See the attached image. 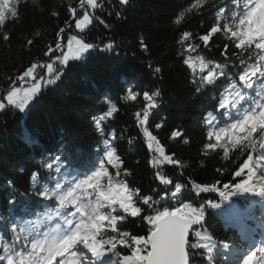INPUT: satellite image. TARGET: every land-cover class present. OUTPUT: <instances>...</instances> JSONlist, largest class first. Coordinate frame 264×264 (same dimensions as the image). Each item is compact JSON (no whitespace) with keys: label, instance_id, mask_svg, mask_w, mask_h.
I'll list each match as a JSON object with an SVG mask.
<instances>
[{"label":"trees","instance_id":"trees-1","mask_svg":"<svg viewBox=\"0 0 264 264\" xmlns=\"http://www.w3.org/2000/svg\"><path fill=\"white\" fill-rule=\"evenodd\" d=\"M83 2L10 0L17 16L6 14L0 25V102L5 103L0 110V255L12 253L17 263L20 255L24 264H44L43 255L32 253L31 242L49 240L55 226L66 227L64 213L73 209L60 206L55 195L47 199L41 194L65 193L92 177L105 189L109 179L113 185L126 184L142 209L136 217L118 204L100 209L117 218L116 232L104 222L97 236L115 237V249L104 245L103 260L111 257L122 264L120 258L136 247L119 244L122 232L129 238L146 237L148 215L183 208L190 218H199L187 245L189 264H239L236 258L264 239V196L239 193L234 185L252 173L245 170L237 177L235 172L254 160L264 177V129L247 138L237 132L236 140L230 134H221L219 141L215 137L221 127L230 130L217 105L231 101L241 89L242 71L264 68L257 58L260 50L237 48V38L226 30H240L247 0H96L95 8ZM85 14L91 24L81 32L75 23ZM213 27L220 31L212 33ZM204 35H209L207 42ZM72 36L94 47L83 62L62 66L61 52ZM49 63L55 82L26 111L7 105V94L19 86L23 74ZM210 70L216 75L208 84L204 78ZM241 90L246 100H264L258 82ZM145 93L157 107L149 109L142 124ZM113 107L116 111L107 117ZM109 148L115 149L113 163L106 158ZM98 170L108 175L93 177ZM159 177L171 183L165 185ZM225 184L232 187L225 189ZM74 194L95 200L97 189L82 185ZM144 198H149L147 205ZM76 248L81 249H75L80 264H100L89 250Z\"/></svg>","mask_w":264,"mask_h":264},{"label":"snow or ice","instance_id":"snow-or-ice-1","mask_svg":"<svg viewBox=\"0 0 264 264\" xmlns=\"http://www.w3.org/2000/svg\"><path fill=\"white\" fill-rule=\"evenodd\" d=\"M122 3H127V0H121ZM10 0H0V25L5 23L6 14L10 13L12 17L17 16V11L14 6H9ZM88 4L93 8L96 7V0H88ZM74 11V10H73ZM241 18L239 19V31H233L230 27L226 30L231 32L233 37H236L238 43L237 48H244L245 46L251 48L254 46L256 50H260L258 60L264 62V0H247L246 6L240 12ZM75 18V17H74ZM91 24V19L88 14H85L82 19H79L75 23V28L83 32L85 28ZM63 31V30H62ZM220 31L219 27H213L212 33ZM7 38V37H5ZM202 39L207 42L209 35H204ZM93 44L85 42L83 39H77L76 36H72L67 41V54H62V66H67L69 61H80L83 62L87 59L86 54L93 49ZM108 49L112 48V45H107ZM56 50H61L60 45H57ZM104 50V49H101ZM51 53H46L50 55ZM206 65L202 63L201 70ZM216 67H221L216 65ZM60 70V73H62ZM48 73H53L52 64L47 65ZM257 71L259 76L257 77ZM56 79H59V74ZM222 74V73H221ZM216 73L209 71L205 81L208 84L213 83V78ZM24 77H32L33 70L30 68L24 74ZM252 77H257L253 80ZM23 79V77H21ZM238 80L241 85V89H252L254 83H259L264 87V68L258 70L256 67H251L242 71L239 75ZM55 80L49 79L48 83L52 84ZM235 87V86H234ZM241 89H237L234 98L229 101L225 100L221 104L217 105V111L222 110V114L226 119L229 120L230 130L226 131L223 127L220 129V133L216 134V140L219 141L221 134H230L233 140H236L237 132H245V138L250 137L257 128L264 129V100L255 101L251 97L245 99V94ZM40 91V85L34 84L32 88L27 91L21 92L20 90H12L7 94L6 103L9 106H13L19 111L23 112L33 100L34 96ZM158 95V94H157ZM130 99H136L135 95H131L129 92ZM144 100L147 102L143 120L141 123L147 121L149 115V109L157 107L154 102L153 96L145 93ZM231 105V107H229ZM5 108V103L0 102V110ZM232 109H235L233 112ZM116 111V108H112L106 113L107 117H111ZM139 115V114H138ZM100 119H104V115L100 116ZM179 133H173L178 135ZM149 135L150 140H154L155 137ZM213 133L208 132V138L211 139ZM107 143V141L105 142ZM162 153V149H160ZM115 149L109 148L106 151V158L108 163H113L115 158ZM118 159V158H116ZM249 161L252 157H248ZM51 167V165H48ZM118 166V165H117ZM100 167H103V162L100 163ZM248 170L251 172L249 163H245L239 171L235 172L237 177H241L242 173ZM101 175L107 176V171H95L93 177L99 178ZM163 184L167 185L171 183L170 180L164 177H159ZM252 175L248 176V179L243 180L241 183H236L234 188L239 193H254L259 196H264V187H261L258 191L251 186ZM82 185L91 186L97 189L96 199L92 200L90 197L87 200H81L80 196L75 195V189L80 188ZM232 186L225 184L224 188L228 189ZM179 188H177V192ZM44 198L51 199L52 195L57 196L59 204L65 208H71L73 211L65 212L64 216L66 228L64 234L59 237H54L51 240H40L38 238L31 242L32 253H44V264H52L57 256H62L65 252L70 249H81L76 248L77 245H81L83 249L90 251L92 257H94L100 264H117L116 261L109 257L108 260H103L106 255L104 251V245L110 244L112 249L116 248L115 237L109 240H98L101 228L104 222H107L113 232H116L117 218L110 214L101 213L100 209L113 205H119L124 213L130 214L132 217L140 215L142 209L136 206L133 202L132 194L126 184L124 185H113L111 179L107 188L105 189L96 180L93 183V178L90 177L86 180H81L75 185L74 189H70L65 193L50 194L43 192L41 194ZM175 195V193H173ZM220 196H225L223 191L220 192ZM10 204H15V199L9 200ZM149 198L143 199V204L147 205ZM212 207H219L218 204H212ZM187 207V206H185ZM115 211L114 208L111 209ZM195 213V210H192ZM147 224L150 225V234L144 236H132L129 238V233L124 231L120 234L121 239L119 244L124 247H130L135 245L131 255H124L120 258L122 264H189L188 253L186 251L187 237L189 229L193 223H199V218H190L189 213L185 212L183 208H176L174 211L163 210L158 211L154 215H148L146 217ZM15 227L12 231L15 232ZM199 235V233H197ZM146 254H142V249ZM224 247H228L227 243L223 244ZM207 247V246H206ZM209 253L212 252V248H209ZM6 251H8L6 249ZM257 253H264V248L257 247L250 252L244 259L243 264H258ZM6 260L7 264H14L13 259L10 255H0V261ZM20 264H24L21 259Z\"/></svg>","mask_w":264,"mask_h":264},{"label":"rangeland","instance_id":"rangeland-1","mask_svg":"<svg viewBox=\"0 0 264 264\" xmlns=\"http://www.w3.org/2000/svg\"><path fill=\"white\" fill-rule=\"evenodd\" d=\"M32 70H33V76L31 78L35 77V79L32 81L31 86L26 87V88H17V90H20L21 92L27 91L28 89L32 88V86L34 84H39L40 85V90H41L42 86L46 83V77H47L46 71H47V68H44L37 76L34 75L36 67H34ZM251 165H252L251 170L254 173L253 179H252V184L255 187H258V188L264 187L263 186L264 179L261 176V174L258 172V169H259L258 165L255 164L254 162ZM63 234H64L63 230H58L57 232L54 233V237H59V236H62ZM70 252L71 251L65 252L62 256H60L61 261L67 260L69 262L70 261L74 262L75 260H74L73 257H75L76 255L74 254V252H72V253H70ZM262 254L263 253H261V255ZM243 261H244V259L241 262H243ZM6 264H7V262H6Z\"/></svg>","mask_w":264,"mask_h":264},{"label":"bare ground","instance_id":"bare-ground-1","mask_svg":"<svg viewBox=\"0 0 264 264\" xmlns=\"http://www.w3.org/2000/svg\"><path fill=\"white\" fill-rule=\"evenodd\" d=\"M174 204L177 203L176 201L173 202Z\"/></svg>","mask_w":264,"mask_h":264},{"label":"water","instance_id":"water-1","mask_svg":"<svg viewBox=\"0 0 264 264\" xmlns=\"http://www.w3.org/2000/svg\"><path fill=\"white\" fill-rule=\"evenodd\" d=\"M189 231H190V229H189ZM189 234V233H188ZM188 238V237H187Z\"/></svg>","mask_w":264,"mask_h":264}]
</instances>
